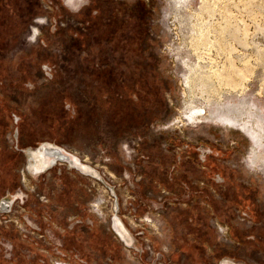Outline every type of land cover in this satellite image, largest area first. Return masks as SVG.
I'll list each match as a JSON object with an SVG mask.
<instances>
[{
  "label": "rangeland",
  "instance_id": "374dc122",
  "mask_svg": "<svg viewBox=\"0 0 264 264\" xmlns=\"http://www.w3.org/2000/svg\"><path fill=\"white\" fill-rule=\"evenodd\" d=\"M226 261L264 264V0H0V263Z\"/></svg>",
  "mask_w": 264,
  "mask_h": 264
},
{
  "label": "bare ground",
  "instance_id": "6f19581e",
  "mask_svg": "<svg viewBox=\"0 0 264 264\" xmlns=\"http://www.w3.org/2000/svg\"><path fill=\"white\" fill-rule=\"evenodd\" d=\"M196 37V36H195ZM204 39V38H203ZM202 39V40H203ZM197 43H198V41H197ZM203 43V42H202ZM199 44V43H198ZM192 45H194V43L192 44ZM199 45H202L203 46V44H199ZM212 45V44H211ZM190 46H191V44H190ZM205 46V45H204ZM200 49V48H199ZM198 54V53H197ZM203 55V54H202ZM205 56V55H204ZM201 58V57H200ZM206 60V59H205ZM215 64V63H214ZM218 65V64H217ZM220 67V66H219ZM222 67V66H221ZM225 67V66H224ZM231 66H229L227 69L225 68V71H220L219 73H218V76L220 77V79H222V81H223V83L222 84H224V86H225V84H227V85H230L231 87L232 86H237L238 85V83H237V80H236V75H233L234 73L232 72V68H230ZM222 70V69H221ZM214 72V71H213ZM212 73V72H211ZM236 73V72H235ZM212 77V76H211ZM213 78V77H212ZM216 80V82H217V79H215ZM219 82V81H218ZM221 82V81H220ZM213 83H215V82H213ZM218 85H220V84H218ZM223 86V87H224ZM240 86H241V84H240ZM226 87V86H225ZM238 87V86H237ZM215 89H216V86L214 87ZM227 88H229L228 86H227ZM233 88V87H232ZM231 88V89H232ZM219 89V88H218ZM217 89V90H218ZM236 89V88H235ZM241 89H242V91H243V89H244V87L242 88L241 87ZM223 90V89H222ZM225 90V89H224ZM194 92V91H193ZM224 92V91H223ZM216 96H218V95H216ZM55 151H58L59 153H64V154H67V155H69V153L66 151H63L62 149H59L57 146H55V145H53V144H50V145H47V144H43L40 148H38L37 150H31V151H29V160L30 161H32V166H33V164H35V167H34V169L35 170H43V169H45L46 167H48V166H51V165H53V164H55V163H57V158H56V156H55V154H54V152ZM68 157H70V155L68 156ZM37 159V160H36ZM125 229V227H124V225H123V223H122V225H117V229L119 230V232L123 235V230L122 229ZM221 264H232V263H230V262H222Z\"/></svg>",
  "mask_w": 264,
  "mask_h": 264
},
{
  "label": "water",
  "instance_id": "95a60500",
  "mask_svg": "<svg viewBox=\"0 0 264 264\" xmlns=\"http://www.w3.org/2000/svg\"><path fill=\"white\" fill-rule=\"evenodd\" d=\"M54 154H55L56 158H62V159L66 158V155L64 153H59L58 151H55ZM6 205L7 204H5V206Z\"/></svg>",
  "mask_w": 264,
  "mask_h": 264
},
{
  "label": "flooded vegetation",
  "instance_id": "af4514ba",
  "mask_svg": "<svg viewBox=\"0 0 264 264\" xmlns=\"http://www.w3.org/2000/svg\"><path fill=\"white\" fill-rule=\"evenodd\" d=\"M41 146H38V147H36V148H34L33 150H37L38 148H40Z\"/></svg>",
  "mask_w": 264,
  "mask_h": 264
},
{
  "label": "crops",
  "instance_id": "0c3cea01",
  "mask_svg": "<svg viewBox=\"0 0 264 264\" xmlns=\"http://www.w3.org/2000/svg\"><path fill=\"white\" fill-rule=\"evenodd\" d=\"M1 264V263H0Z\"/></svg>",
  "mask_w": 264,
  "mask_h": 264
}]
</instances>
